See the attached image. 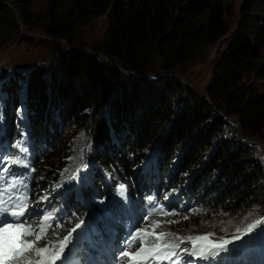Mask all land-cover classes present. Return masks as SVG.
<instances>
[{
    "label": "trees",
    "instance_id": "1",
    "mask_svg": "<svg viewBox=\"0 0 264 264\" xmlns=\"http://www.w3.org/2000/svg\"><path fill=\"white\" fill-rule=\"evenodd\" d=\"M5 1L0 51L19 40L3 31H17L15 12L29 31L68 44L52 53L48 72L29 68L20 103L22 68L0 89L1 141L26 135V145L32 143L28 169L37 170L28 177L22 171L30 185L45 187L89 138L100 166L129 188L139 182L140 165L176 164L179 178L194 185L188 196L198 211L192 217L239 213L253 198L260 214L264 158L247 140L264 138V0H239L237 7L234 0H45L36 11L37 0H8L11 7ZM101 17L107 30L100 47L89 50L75 31ZM206 62L211 76L200 93L177 77H146L156 69L183 77L190 65ZM96 181L101 190V173ZM175 221L163 229L186 231ZM243 253L238 249L235 259Z\"/></svg>",
    "mask_w": 264,
    "mask_h": 264
},
{
    "label": "snow or ice",
    "instance_id": "2",
    "mask_svg": "<svg viewBox=\"0 0 264 264\" xmlns=\"http://www.w3.org/2000/svg\"><path fill=\"white\" fill-rule=\"evenodd\" d=\"M27 137L17 142L14 147L18 148L19 155L9 157L0 155V163L6 164L3 168L5 174L10 173L12 166L29 167V161L23 155L28 153L29 148L26 146ZM90 144L88 147L90 148ZM83 149H81L80 166L70 175L65 177L69 172L65 168L61 173V182L54 186L60 189L65 182L79 180V172L87 167L83 163ZM69 160L75 161L76 157H68ZM35 172V168H31ZM3 177L0 176V180ZM7 187L0 188V264H91L80 253L83 252L81 240L87 234L86 222L82 218H77L78 222L74 226L66 229L63 238L57 229L64 226L55 221L52 213H46L40 218V223L33 226L24 219L30 209L27 202L28 197L9 195L5 199V193L16 189L17 185L24 188L28 186L23 181L13 179L6 181ZM126 186L120 184L117 187V194L126 199ZM40 201L47 200V196H41ZM153 197H149L152 201ZM156 209H151L145 221ZM195 211V210H193ZM163 215H173L174 213L163 212ZM188 217L185 216L184 219ZM162 223L177 224L179 221H152L145 228L137 229L131 237L125 241V247L119 253L121 264H199L203 261L205 264H229V257L235 254L241 245L236 244L242 241L244 237L253 233L259 225L264 224V216L255 219L252 223L247 224L245 228H237L236 233L230 239L221 237L219 240H212L213 233L203 235L183 237L173 232H156L155 229ZM151 229V230H149ZM264 233V228L260 229ZM51 235L54 239H49ZM171 237L172 239H166ZM44 241L42 246H37L40 241ZM151 241V242H150ZM188 242L191 248L188 247ZM231 246V247H230ZM135 249V250H130ZM187 257V259L185 258Z\"/></svg>",
    "mask_w": 264,
    "mask_h": 264
},
{
    "label": "rangeland",
    "instance_id": "3",
    "mask_svg": "<svg viewBox=\"0 0 264 264\" xmlns=\"http://www.w3.org/2000/svg\"><path fill=\"white\" fill-rule=\"evenodd\" d=\"M1 1V0H0ZM239 0H234V5L237 7V3ZM6 2V1H5ZM45 0H37L34 6L32 7V10H39L44 6ZM6 6L11 7V5L7 2L5 3ZM234 6V8H235ZM14 16V22L15 26L18 28L15 32L14 30H8V28H4V32L6 33V36H9L11 34L17 35L19 37V40L15 43H7L2 50L0 51V89H3L5 87L4 83H8L9 80H7V76L13 73V70L15 67L22 68L20 70L21 74L23 75L22 80L19 81V87L20 89L16 91V100L18 103H20L24 99L23 91L25 88V77L26 72H29L31 67H34L36 70H42V72H48L49 68L51 66L52 61V53L56 52V48L66 47L68 44L64 40H59L57 42H54L50 40L48 37H46L44 34L40 32L35 31H29L27 27L23 25V23L20 21V18L18 17V14L15 12L13 13ZM107 30V23L105 17L96 18L92 20L87 25L80 26L76 29L74 34V39L79 42L80 44L86 46L89 50L90 48H99L102 41L103 36ZM3 37H5V34L3 33ZM89 50H86L89 51ZM102 56V55H100ZM209 62L198 64L194 63L187 67V71L185 76H180L178 74L168 75L167 73H161L157 69L155 70L156 73L147 74L146 77H155L158 76V80L163 79L164 77H170V78H176L181 83L183 87H187L189 89H192L194 92H201L204 87L206 86L208 80L211 76V70L209 67ZM123 73H127L125 71H121ZM132 73V72H130ZM33 74V73H32ZM135 73H133L134 75ZM132 75V74H131ZM121 85H123L121 83ZM120 86V85H119ZM119 86L113 87L110 92L116 93L119 89ZM5 93V92H4ZM110 93V94H111ZM183 94L180 95V90L177 92V95H175V98L180 102ZM15 99V98H14ZM4 105L1 102L0 99V116L2 115ZM23 114V112H22ZM5 129V125H3L2 122H0V135ZM228 130V129H226ZM229 137L231 135L227 134ZM239 138H241V134H236ZM70 137V136H69ZM68 137V138H69ZM67 138V139H68ZM86 144H90V139H84ZM82 141V143L84 142ZM30 142V141H29ZM29 142L27 147L29 148L28 154H31V149L29 146ZM81 143V144H82ZM247 144H250L253 148L256 149L257 153L260 155V158H264V138H257L254 140H247ZM82 148V147H81ZM81 148L79 150H81ZM85 151V149H83ZM88 156V154H83V159ZM76 160L74 161V166L71 169L72 171L75 170L78 163L81 162L79 159L80 154L75 155ZM39 161H42V156L38 159ZM87 167H85L84 172L86 173L89 168L95 170L96 164L90 163L88 160L86 161ZM38 166H35L34 168L37 170ZM25 175L28 177L31 173V168H25ZM89 184V187H91L92 183L87 182V185ZM120 185V183L114 179V178H107L106 179V190H104L103 196L98 192L97 190H93L90 188V192L94 196L100 197V199L97 201V204L92 207H88V203L84 202L79 197H76L77 201L79 203H83L87 209V215L88 218L86 219V227H87V235L94 232L95 229V223L99 222L104 230V232H108L112 228H115V224L111 223L115 218H119L116 209H115V202H112L113 200H116L117 195V187ZM243 200V197H242ZM244 201V200H243ZM260 204L256 198H253L252 203H247L246 208L240 210V212L232 213L231 215L224 214L220 211H216L215 214L208 215L211 218H208L204 214H199L198 217H191L193 220L190 222L188 221L189 218L184 219L185 216L188 217V213L194 212L192 209H189L187 212L180 214L176 217V219H179L181 222L184 223L186 227V235L192 236V235H200L205 233H213L214 235L210 237L212 240H219L221 237L231 235L236 232L237 228H245L247 224L252 223L255 219L261 218V216H264V207L261 209L262 211L260 214L256 213V210L258 209L256 207V203ZM148 211L151 209H156V211L152 212V215L156 218L157 215H159L158 212V201H156L154 198L152 201H149V197L144 200ZM174 219V217H173ZM118 225H126L122 222H119ZM150 225L149 223H146L144 226ZM264 228V224L259 225L257 229L254 230L253 236L250 235L251 238L248 243H251V246L255 247V244H257L264 252V233L260 231V229ZM66 234V233H65ZM64 234V235H65ZM231 238V237H230ZM229 238V239H230ZM189 248H191V244L188 245ZM187 259V257H185ZM248 259L251 260V264L254 263V257L252 253L248 255ZM92 263V262H91ZM199 264H205V262L201 261ZM239 264V263H237ZM245 264V263H241ZM256 264V263H255ZM258 264H264V260H258Z\"/></svg>",
    "mask_w": 264,
    "mask_h": 264
},
{
    "label": "bare ground",
    "instance_id": "4",
    "mask_svg": "<svg viewBox=\"0 0 264 264\" xmlns=\"http://www.w3.org/2000/svg\"><path fill=\"white\" fill-rule=\"evenodd\" d=\"M89 261V260H88Z\"/></svg>",
    "mask_w": 264,
    "mask_h": 264
}]
</instances>
